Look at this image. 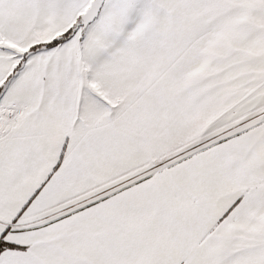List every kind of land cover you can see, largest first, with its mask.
<instances>
[{"label": "snow or ice", "instance_id": "1", "mask_svg": "<svg viewBox=\"0 0 264 264\" xmlns=\"http://www.w3.org/2000/svg\"><path fill=\"white\" fill-rule=\"evenodd\" d=\"M0 264H264V0H0Z\"/></svg>", "mask_w": 264, "mask_h": 264}]
</instances>
